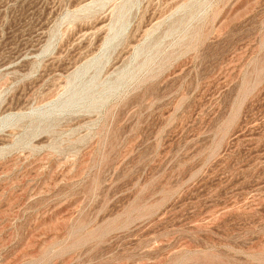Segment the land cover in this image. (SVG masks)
Masks as SVG:
<instances>
[{"label":"rangeland","instance_id":"374dc122","mask_svg":"<svg viewBox=\"0 0 264 264\" xmlns=\"http://www.w3.org/2000/svg\"><path fill=\"white\" fill-rule=\"evenodd\" d=\"M0 264H264V0H0Z\"/></svg>","mask_w":264,"mask_h":264}]
</instances>
